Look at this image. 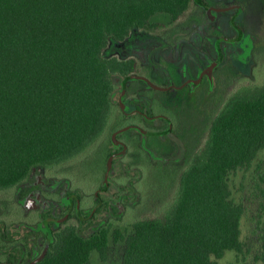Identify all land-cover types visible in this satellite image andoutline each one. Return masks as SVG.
<instances>
[{"label": "trees", "instance_id": "1", "mask_svg": "<svg viewBox=\"0 0 264 264\" xmlns=\"http://www.w3.org/2000/svg\"><path fill=\"white\" fill-rule=\"evenodd\" d=\"M192 5L201 7L194 0H0V192L14 189L22 205L36 189L35 170L78 157L103 135L116 109L123 119L125 108H136L125 104L122 89L137 79L140 62L136 55L107 54L110 43L155 29L156 15L178 21ZM232 19L236 34L216 36L217 43L240 42ZM197 123L190 119L180 130L182 169H165L169 186L177 179V192L161 216L134 221L127 236L112 228L131 197L127 173L140 175L142 168L122 161L126 174L106 175L109 158L117 173L108 149L101 184L90 197L73 190L44 194L50 206L38 220L36 211L33 220L0 216V264H29L42 252L48 229V250L35 264H89L92 252L106 260L110 237L124 243L120 264H217L212 258L242 253L244 205L231 197L229 177L253 167L264 150V82L227 97L200 145L204 127ZM127 129L132 126L119 133ZM140 151L138 159L149 165ZM259 169L253 179L264 197ZM259 231L255 261L264 264V221ZM33 247L39 252L32 258Z\"/></svg>", "mask_w": 264, "mask_h": 264}, {"label": "rangeland", "instance_id": "2", "mask_svg": "<svg viewBox=\"0 0 264 264\" xmlns=\"http://www.w3.org/2000/svg\"><path fill=\"white\" fill-rule=\"evenodd\" d=\"M203 1L213 8L212 20L206 18L202 7L195 5L175 22L167 15H156L151 19V22L156 24L155 29L144 34L132 35L120 45L110 43L107 50V54L118 57L136 55L140 62L138 74L160 86L164 84L160 66L172 70L176 73L175 76L180 74L184 78L195 79L210 65V60L217 58L218 44L221 52L219 64L213 69L210 77H203L195 87L185 86L169 93H159L136 80L125 85V90L129 89V93H132L133 87H140L143 99L148 105L149 116L159 118L151 122L145 121L142 128L149 131L165 130L166 123L162 120L165 117L171 122L170 129L162 132L164 134L159 137H146L137 131L127 129L117 137L121 130L130 127L131 122L121 119V114L117 115L116 109L103 135L85 152L61 165L45 170L38 169L32 173L30 181L35 183L36 189L21 201L22 205L14 198V189L1 191L0 216L6 214L8 219L15 220L18 218L23 220L25 216L32 219L33 211H36L38 220L41 218L40 213L50 206L49 197L46 195L59 194L63 197L66 192L73 190L82 192L85 198L90 197L95 185L101 184L105 157L108 149H112L111 134H115L118 140L127 144V154L124 158L114 159L117 173L111 164V176L127 173L122 171L120 165L122 161L130 162L133 167L138 165L142 168L140 175L137 171H128L127 174L133 181V189L128 190L131 197L127 207L124 210L119 209V217L112 223V228L120 229L127 236L132 231L131 224L134 221L159 217L165 212L164 209L169 208L168 205L176 196L177 179L172 180L169 186L170 171L165 169L170 164L177 166L178 170L182 169L185 145L181 140L180 130L182 132L185 128V122L196 119L197 124L204 127L199 145L202 144L211 120L227 97L241 88L264 82V0ZM195 17L197 22L192 19ZM229 17L233 18L231 25L242 32L241 40L217 43L216 36L236 34L228 25ZM195 32L202 35V41L194 38L192 33ZM190 43L198 47L201 53L191 50L188 46ZM166 45H171L170 49ZM174 49L179 51L175 52ZM138 150L145 152L149 165H142L143 162L138 158L143 152ZM257 166L264 172V150L259 154L253 167L237 171L229 177L231 197L244 205L241 220L242 253L228 251L220 259L212 258L217 264H258L255 256L260 252L258 236L259 226L264 221V197L255 187L253 179L255 175L253 170ZM260 188L264 189V184H261ZM5 202L8 203L7 206H4ZM123 249V242H113L110 237L107 259L101 260L98 253L92 252L89 264H120ZM38 252V249L33 247L31 257L38 255Z\"/></svg>", "mask_w": 264, "mask_h": 264}, {"label": "flooded vegetation", "instance_id": "3", "mask_svg": "<svg viewBox=\"0 0 264 264\" xmlns=\"http://www.w3.org/2000/svg\"><path fill=\"white\" fill-rule=\"evenodd\" d=\"M215 9L219 10L220 8L219 9L215 8ZM196 35L199 38L198 40L202 41V35L200 33H198V32H196ZM188 46L190 47L191 50L197 51L198 53H201V50H199L198 47L192 45L191 43L188 44ZM166 47L167 48L169 47L168 49H170L171 45H166ZM173 51L176 52V51H179V50L178 49H176V50L174 49ZM205 56H207V55H205ZM173 59H174V56H173ZM213 61H214L213 59L210 60L209 64L212 63ZM159 69L162 70L160 72V74H161V79L163 80L164 84H162L160 86L156 85L151 80L147 79L146 77H144V76H142L140 74L137 75L136 81L142 82L147 88H149V89H151L153 91H156V92H159V93H169L171 91L182 89L185 86H189L191 88L192 87V82L196 81L199 78L200 73L203 71L202 70L199 73L197 78L192 79V78H184L180 74L175 76L176 73H173L172 70L167 69V68H165L163 66H160ZM205 76H207V75H203L198 82H200L203 79V77H205ZM157 78L160 79L159 77H157ZM130 82H135V80L132 79L128 83H130ZM149 82L152 85H155V86H157L159 88H168V90H160V89H156L154 87H151L149 85ZM128 83H127V85H128ZM123 98L125 100V104H127L128 101H133L136 104V108H132L131 112L128 111V109H127L128 107L125 108V110H127V111H125V113L123 114V120H130V122H131L130 125L132 126V130L137 131L141 135H144L146 137L147 136H150V137L151 136H157V137H159L162 132L170 129V123L171 122L168 119H166L165 117L162 118V120L166 123L165 130L149 131V130H145L144 128H142V126L144 125L145 121H148V122L155 121V120H157L158 117L157 116H152V117L149 116L148 111H147L148 110V105H147V102L143 99V95H142V91H141L140 87H138V86L137 87L136 86L133 87L132 93H129V89H126L125 92H124V97ZM143 132H145V133H143ZM147 133H151V134H154V135H148ZM119 134H117V137H118ZM117 137H115V138H116V141L118 143H116V144L113 143L112 144V153L111 154L114 155V158L122 157L123 155H125L127 153V144L125 142L121 141V140H118ZM69 208H70V210H72L73 209V204L70 203L69 204Z\"/></svg>", "mask_w": 264, "mask_h": 264}, {"label": "water", "instance_id": "4", "mask_svg": "<svg viewBox=\"0 0 264 264\" xmlns=\"http://www.w3.org/2000/svg\"><path fill=\"white\" fill-rule=\"evenodd\" d=\"M194 2H195L197 5H199V6H201L202 8H204V10H205V14H206V16H207L208 19H210V20L213 19V15H212V10H213V8H212L211 6H209V5H208L207 3H205L203 0H194ZM216 49H217V58H216L212 63H210V65H209L206 69H204V70L200 73L199 78H198L196 81H193V82H192V86H193V87L198 83V81L201 79V77H202L203 75H207L208 77H210V74H211V72L213 71V69L219 64V62H220V60H221V52H220V50H219L218 44L216 45ZM149 85H150L151 87L156 88V89H160V90H168V88H159V87H157V86H155V85H152L150 82H149ZM124 92H125V85H123L122 94H123ZM143 133H145V132H143ZM147 134H148V135H154V134H151V133H147ZM162 134H163V133H161V135H162ZM111 139H112V142H113L114 144L117 143V141H116V139H115V134L112 135ZM111 164H112V163H111V158H109L108 161H107V174H106V175H108L109 171L111 170V166H112ZM50 240H51V231L48 229L47 238H46V241H45V244H44V247H43L42 252H41L36 258H34L29 264H35V263H37L38 261H40V260L44 257V255L46 254V252H47V250H48V247H49V244H50Z\"/></svg>", "mask_w": 264, "mask_h": 264}]
</instances>
